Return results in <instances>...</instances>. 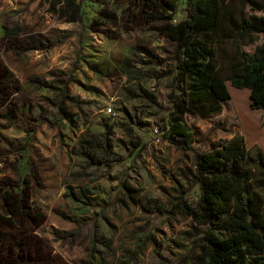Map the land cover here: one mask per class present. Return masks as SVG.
<instances>
[{
	"label": "rangeland",
	"instance_id": "1",
	"mask_svg": "<svg viewBox=\"0 0 264 264\" xmlns=\"http://www.w3.org/2000/svg\"><path fill=\"white\" fill-rule=\"evenodd\" d=\"M171 1L177 21L185 0ZM220 5L213 63L225 77L238 55L226 14L252 10L245 0ZM141 6L142 0H0V229L7 240L15 230L5 190L24 186L20 229L32 257L23 260L22 249L2 247L0 264H202L205 227L179 211H152L154 203L171 205L182 190L194 202L199 188L193 151L170 144L160 130L176 45L160 32L163 23L144 19ZM106 11L115 21H98ZM259 42L239 37L245 50ZM226 85L230 98L219 113L185 115L194 129L191 146L205 150L242 135L255 181L263 177L255 162H264V111L250 108L247 88ZM108 106L115 115L106 113ZM106 126L112 150L125 159L112 168L89 165L78 142ZM118 180L138 189L137 202L121 200ZM68 186L83 199L91 196L87 186L102 193L79 213L64 195ZM255 190L264 204V188L255 183Z\"/></svg>",
	"mask_w": 264,
	"mask_h": 264
},
{
	"label": "trees",
	"instance_id": "2",
	"mask_svg": "<svg viewBox=\"0 0 264 264\" xmlns=\"http://www.w3.org/2000/svg\"><path fill=\"white\" fill-rule=\"evenodd\" d=\"M245 1L252 12L238 16L231 12L226 14L229 22L227 36L235 43L238 55L237 60L228 66L225 77L219 75L213 63L212 45L213 37L221 26L220 4L224 0H185V15L177 21L176 6L171 0H142L140 9L146 21L163 23L160 32L176 45L175 63L170 73L173 80V90L168 96L170 107L160 130L162 138L170 144L193 151L194 176L199 188L194 202L188 201L185 190H182L171 205L154 203L152 211L166 216L179 211L205 227L200 239L202 264H264V204L255 190V183L264 188L263 160L253 161L263 176L253 181L252 159L248 156L242 135L235 134L209 149L198 150L191 146L194 129L185 119L188 113L201 118L219 113L221 102L230 98L226 80L233 87L247 88L250 108L264 111V0ZM100 15V23L103 17L115 21L107 11ZM17 30L6 32V35L13 37ZM241 36L257 37L260 42L254 49L245 50L239 45ZM123 110L130 118L128 111ZM109 131L110 127L106 126L101 135L79 140L77 153L87 164L112 168L124 161L123 155L112 150ZM71 158L69 155L70 162ZM15 186L11 187L12 191L4 192L15 230L7 240L0 229V248L12 251L17 246L22 249L21 259L31 260L27 249L23 250L27 233L20 229L23 225L21 218L27 212V192L24 186L17 185V190ZM117 186L123 202H137V188L124 180H118ZM85 191L91 195L86 199L74 193L71 186L64 193L76 202L79 213L88 212L91 198L102 193L99 186L94 189L87 186ZM9 200L13 201L9 203ZM40 217V213L34 216L37 221ZM141 236L143 240L148 238L145 231ZM11 256L12 253L9 254Z\"/></svg>",
	"mask_w": 264,
	"mask_h": 264
},
{
	"label": "built area",
	"instance_id": "3",
	"mask_svg": "<svg viewBox=\"0 0 264 264\" xmlns=\"http://www.w3.org/2000/svg\"><path fill=\"white\" fill-rule=\"evenodd\" d=\"M105 111H106L107 114L115 115V112L113 111L111 106L106 107ZM155 132H157L156 129H155ZM159 141H160V139H159V137H157L156 138V142H159Z\"/></svg>",
	"mask_w": 264,
	"mask_h": 264
}]
</instances>
